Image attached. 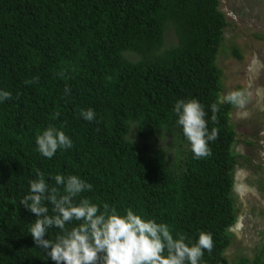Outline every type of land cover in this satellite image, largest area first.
<instances>
[{
    "label": "trees",
    "instance_id": "16d2710c",
    "mask_svg": "<svg viewBox=\"0 0 264 264\" xmlns=\"http://www.w3.org/2000/svg\"><path fill=\"white\" fill-rule=\"evenodd\" d=\"M227 26L220 0H0V89L12 94L0 103V264H53L35 248V216L20 204L36 170L61 193L55 175H77L92 185L77 203H107L121 215L131 208L186 243L209 232L213 250L203 264H226L236 135L234 106L219 100L216 60ZM170 30L175 44L167 45ZM191 98L217 139L210 156L195 159L187 149L170 165L160 141L169 131L187 142L172 107ZM88 108L92 122L80 116ZM49 126L73 147L46 159L35 138ZM131 127L139 142L128 140Z\"/></svg>",
    "mask_w": 264,
    "mask_h": 264
},
{
    "label": "clouds",
    "instance_id": "9594fccd",
    "mask_svg": "<svg viewBox=\"0 0 264 264\" xmlns=\"http://www.w3.org/2000/svg\"><path fill=\"white\" fill-rule=\"evenodd\" d=\"M69 91L66 87L65 95ZM11 95L0 89V103ZM224 101L243 108L247 95L239 90L230 92ZM210 110V120L215 122L217 106L211 105ZM172 111L193 157L210 156L209 143L217 139L218 133L215 127L209 130L204 106L195 98L179 99ZM80 116L92 122L96 113L91 108L81 109ZM72 147V139L55 126L47 127L35 138V150L46 159ZM54 179L57 186H63L62 193L36 170L35 179L28 181V192L20 200L21 206L35 216L28 228L35 248L42 249L45 260L53 264H203L204 252L213 250L209 232L201 231L194 243H186L179 233L174 238L166 223L146 219L131 208L121 215L107 203L103 210L87 198L77 203L75 198L82 192L92 191V185L77 175L56 174ZM47 205H51V214ZM52 228L59 229L54 239L48 238Z\"/></svg>",
    "mask_w": 264,
    "mask_h": 264
},
{
    "label": "rangeland",
    "instance_id": "374dc122",
    "mask_svg": "<svg viewBox=\"0 0 264 264\" xmlns=\"http://www.w3.org/2000/svg\"><path fill=\"white\" fill-rule=\"evenodd\" d=\"M220 11L228 26L216 60L222 85L219 100L223 102L228 93L238 90L247 95L244 107H234L230 113L236 135L231 192L235 223L228 230L231 241L223 258L226 264L241 260L253 264L255 258L264 264V0H220ZM166 41L175 44L171 30ZM128 140L139 142L133 127ZM160 147L167 151L171 165L190 144L179 142L168 131Z\"/></svg>",
    "mask_w": 264,
    "mask_h": 264
}]
</instances>
